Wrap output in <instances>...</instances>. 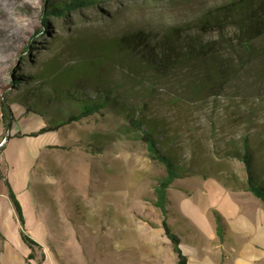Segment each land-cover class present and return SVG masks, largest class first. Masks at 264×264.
<instances>
[{"label":"rangeland","instance_id":"obj_1","mask_svg":"<svg viewBox=\"0 0 264 264\" xmlns=\"http://www.w3.org/2000/svg\"><path fill=\"white\" fill-rule=\"evenodd\" d=\"M229 1L100 0L63 17L48 16L43 28L42 0H0V100L11 104L15 117L0 168L5 159L2 173L21 204L25 233L41 246L29 264H177L152 204L153 184L163 169L129 132L120 109H103L57 133L14 138L66 120L77 113L82 95L107 89L122 95L137 114L161 122L182 164L208 174L190 173L174 183L173 214L187 192L197 202L203 180L223 185L233 175L245 179L234 157L245 140L264 172V36L251 57L237 48L241 72L218 86L187 69L159 78L133 69L143 46L132 40L135 35L159 40L167 33L196 34L204 13ZM201 32L218 37L216 30ZM123 37L130 41L121 53L110 43ZM31 105L42 116L26 113ZM3 132L0 112V142ZM2 193L7 194L3 182ZM195 205L204 212L208 201ZM16 220L11 202L2 197L0 228L12 243H0V264H26L28 248Z\"/></svg>","mask_w":264,"mask_h":264},{"label":"trees","instance_id":"obj_2","mask_svg":"<svg viewBox=\"0 0 264 264\" xmlns=\"http://www.w3.org/2000/svg\"><path fill=\"white\" fill-rule=\"evenodd\" d=\"M98 1L100 0H70L58 5H50L47 0H42L43 8L40 18L42 26L43 28L47 26L48 16L63 17L69 12L92 7ZM197 25L201 31L205 29L216 30L218 37L212 40L209 37H204L201 31L196 34L188 33V35L179 38L172 33H167L159 40H155L150 35H144V33L135 35L132 40L137 38L143 44L138 53L137 61H134L133 69L135 72L150 73L159 78L160 73L163 72L166 75L168 72L180 73L187 69L190 71L188 73L194 74L195 77L202 75L201 82L209 80L215 86L235 80L242 67V60L238 56L239 50L237 48L251 57L254 55L255 46H257L256 41L264 36V0H231L206 11ZM126 41H130V37L129 39L128 37L117 38L110 44H116L114 49L118 48L121 53H124L128 50L122 45L126 44ZM235 42L237 44H232ZM260 49L264 53V46ZM18 84L19 80L11 82L12 86ZM75 97L78 95L70 96L72 102H76ZM121 97L122 95L119 94L113 96V92L108 89L94 96L82 95L81 99L76 102L78 103L77 113L68 115L66 120L54 125H46L36 133L17 134L14 138L57 133L64 126L88 119L103 109H120L129 126V132L144 145L150 160L163 169V174L153 184L154 198L152 204L161 213V228L170 243L177 264H188V259L180 248L181 239L175 230V222H170L171 219L176 218V215L169 209L171 206L169 192L177 180L190 173L205 178H208V174L203 170L189 168L186 164H182L171 147L169 138L160 129L161 122L137 114L139 110H136L134 105L127 104ZM30 108L34 109V106L27 107L26 113L35 111ZM0 112L4 131L0 142L1 156L5 144L12 138L10 131L15 122L11 104L5 101L4 97L0 100ZM34 113L39 114L37 111ZM234 157L242 163L245 179H239L233 175L231 179H222V186L232 193H248L264 205V172L257 167L246 140L243 143L242 152L236 153ZM1 182L4 183L7 196L15 210L21 239L29 250V255L26 258V264H29L35 258L36 249H41V246L25 233L21 204L0 168ZM212 216L216 224L217 238L222 240L225 231L224 219L217 211H212Z\"/></svg>","mask_w":264,"mask_h":264},{"label":"crops","instance_id":"obj_3","mask_svg":"<svg viewBox=\"0 0 264 264\" xmlns=\"http://www.w3.org/2000/svg\"><path fill=\"white\" fill-rule=\"evenodd\" d=\"M5 161L1 158L2 171ZM196 191L197 202L202 203L205 198L208 201L204 212L195 205L199 203L194 202L191 191L180 199L175 212V230L180 236V248L188 264H264L263 204L245 193L229 192L213 179L201 181ZM2 197L9 200L6 193L0 194V199ZM5 203L7 205L6 200ZM6 205L3 207L10 211ZM212 211H217L224 219L222 240L217 238ZM10 237L0 228V243H12ZM28 255L29 250L26 258Z\"/></svg>","mask_w":264,"mask_h":264}]
</instances>
